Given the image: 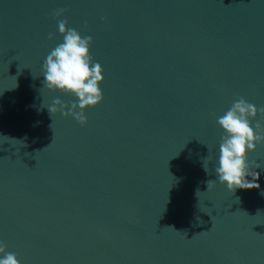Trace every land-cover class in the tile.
<instances>
[{"label":"water","instance_id":"water-1","mask_svg":"<svg viewBox=\"0 0 264 264\" xmlns=\"http://www.w3.org/2000/svg\"><path fill=\"white\" fill-rule=\"evenodd\" d=\"M58 19L92 37L103 69L84 125L47 108L76 99L44 88ZM240 97L264 107V0H0L6 251L20 264H264V144L247 154L259 188L229 192L213 170L216 121Z\"/></svg>","mask_w":264,"mask_h":264},{"label":"clouds","instance_id":"clouds-1","mask_svg":"<svg viewBox=\"0 0 264 264\" xmlns=\"http://www.w3.org/2000/svg\"><path fill=\"white\" fill-rule=\"evenodd\" d=\"M65 11L66 9L61 8L53 15L58 18ZM67 24V19L57 21L58 32L63 36V42L47 55L42 66V76L44 88L68 94L76 99L75 102L69 101L66 104L57 98L47 108L50 117L60 113L64 117L71 116L79 124L84 125L87 122L85 109L95 107L103 99L99 87L103 81V69L98 62H93L90 55L92 37H82L76 29L67 27ZM49 39H52L51 33ZM258 114L260 120L253 125L252 121ZM216 122L224 132L220 138L218 166L213 168L219 183L226 185L229 192L236 189L259 188L256 181L260 173L251 169L261 168L262 165L256 160L247 162V154L255 151L257 145L264 144V107L257 108L240 97ZM50 127L52 128V124ZM209 160L208 154L203 160L206 173L209 171ZM249 177L251 179H248ZM206 183L207 191H211L216 181L208 180ZM198 193L199 191L196 193L197 196ZM6 248L7 246L0 241V264H20L17 254L6 251Z\"/></svg>","mask_w":264,"mask_h":264}]
</instances>
